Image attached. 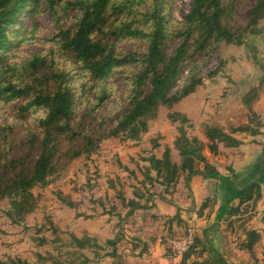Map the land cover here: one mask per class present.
<instances>
[{
  "label": "trees",
  "instance_id": "obj_1",
  "mask_svg": "<svg viewBox=\"0 0 264 264\" xmlns=\"http://www.w3.org/2000/svg\"><path fill=\"white\" fill-rule=\"evenodd\" d=\"M171 1L0 0V200L9 201L8 217L30 213L35 201L33 188L46 186L66 162L94 152L105 136V124L115 123L110 130L113 138L137 140V133L147 131V122L156 117L159 106L171 107L200 84L192 76L182 87L177 86L179 72L194 56L201 53L209 57L221 43L243 45L246 37L260 33L256 27L264 20V0H255L245 27L230 22L235 0H191L182 21L171 18ZM40 9L51 13L56 28L43 39L40 52L23 56L18 46L35 40L38 30L35 24L27 27L21 23L20 16L27 14L32 21ZM124 41L132 44L128 52L121 47ZM262 69L258 86L242 97L245 122L228 130L202 124L211 154L217 155L220 145L238 147L241 141L235 134L253 137L262 133L263 125L252 108L264 88V66ZM113 74L124 82L125 90L118 99L110 80ZM176 117L187 122L180 114L170 116L172 120ZM179 132L174 147L180 162L171 159L169 147L160 157L145 159L149 164L143 173L142 191L135 194L137 198H120L125 209L120 223L132 226L136 212L153 207L154 194L146 182L158 183L163 193H170L182 174L185 187L194 176L208 181L209 195L199 211L216 204L215 221L225 219L231 224L243 207L250 204L255 208L264 199V149L246 176L237 177L232 170L230 175H222L203 155L204 145L186 136L181 127ZM157 198L164 200L162 194ZM172 221L179 227L187 226L177 214L165 223ZM167 229L173 231L170 226ZM186 231L170 235L169 253L171 241L182 238ZM206 234L194 237L180 264H187L191 256L189 264H245L230 261ZM258 234L253 229L247 231L240 248L253 255ZM71 241L78 251L89 241L96 243L88 236L72 235ZM131 241L133 244L135 239ZM105 243L111 250L104 255L112 258V264H122L118 245L129 243L122 227ZM46 257L54 264L72 263L51 254ZM89 261L82 255L79 264ZM0 264L31 263L9 257Z\"/></svg>",
  "mask_w": 264,
  "mask_h": 264
},
{
  "label": "rangeland",
  "instance_id": "obj_2",
  "mask_svg": "<svg viewBox=\"0 0 264 264\" xmlns=\"http://www.w3.org/2000/svg\"><path fill=\"white\" fill-rule=\"evenodd\" d=\"M254 3L255 0H235L230 12L231 24L245 27ZM190 5L191 0H172L168 12L173 20L182 21ZM20 22L28 25L27 27H30V23L35 24L38 30L35 40L24 41L18 46L17 51L23 56L40 52L44 48L43 39L52 35L56 28L51 13L44 9H40L32 21L27 14L21 15ZM256 30L260 33L246 37L243 45L221 43L209 57L201 53L194 56L179 72L177 86L182 87L192 76L199 79L200 84L195 87L193 93L171 107L159 106L156 117L147 122V131L137 133V140L113 138L110 136V130L115 123L105 124V136L94 152L66 162L49 179L46 186L33 188L35 201L30 213L20 217L13 214L10 218L6 214V210L10 209L9 201L0 200V260L17 257L31 264H54L46 259L47 254H51L62 262L69 260L71 264H79L83 255L90 258L91 263L89 261L82 264H112V258L104 255L106 250H111L110 246H105V241L116 236L119 228L122 227L124 234H143L145 230L155 234V226L162 224L158 215L151 216V212L158 211L159 204H164L167 200L178 202L182 208L190 206V191L181 186L184 174L170 193H163V187L158 183L146 182L147 188L154 194L151 203L156 208L136 212L134 221L136 218L137 222L141 221L143 228L149 221L150 229L145 227L138 233L137 230H132L137 223L131 228L128 227L129 223H120V216L122 217L125 211L120 198H134L137 192L142 191L143 173L149 164L145 159L150 155L160 157L164 149L169 147L171 159L180 162L174 147L180 127L186 136L204 145L202 124H217L228 130L230 126H237L247 120V110L242 104V97L251 87L258 86L263 76L264 20L257 25ZM121 47L128 52L132 44L124 41ZM110 80L114 84L118 99L125 90L124 82L115 74ZM252 108L263 125L262 133L253 137L235 134L242 143L241 150L245 154L247 152L248 161L236 163V153L223 152L224 158L220 155L221 157L212 159L213 166L222 174L230 175L232 170L237 177L246 176L255 161L252 149L264 148V88L259 91L258 100ZM171 114H180L187 122H182L179 117L172 120ZM248 119L250 121V115ZM251 124L256 126L255 122ZM205 149L207 150V147L204 145L203 150ZM196 165L201 166L200 163ZM157 194H162L164 200L157 198ZM195 198L198 204L195 208H200L199 204L205 197L195 195ZM215 206L217 205H207L201 210L207 214V219L213 216ZM254 217L256 209L251 208L249 204L235 215L233 220L236 221L233 223L229 224L228 220L222 219L218 226H210L208 234L212 236L214 246L221 247L225 244L228 248H233V245L240 241V237L234 240L233 234H247L246 225ZM187 228L195 232L192 225H182L179 230L167 231L166 234L182 233ZM72 235L78 238L88 236L95 239L97 244L89 241L86 247L78 251L71 241ZM39 242L43 243L38 245ZM123 246L124 243L119 244L118 250ZM95 252L97 255H94ZM259 252V248H256L253 255L232 251L228 259L245 264H264V255H258ZM37 254L44 259L40 260Z\"/></svg>",
  "mask_w": 264,
  "mask_h": 264
},
{
  "label": "crops",
  "instance_id": "obj_3",
  "mask_svg": "<svg viewBox=\"0 0 264 264\" xmlns=\"http://www.w3.org/2000/svg\"><path fill=\"white\" fill-rule=\"evenodd\" d=\"M203 139L205 143L204 145L206 146L207 142L204 136ZM241 145L242 143L238 147H233V148H224L222 146L221 147L219 146V152L217 155L211 154L208 149L203 150L202 153L206 157L207 161L212 165H214L212 160L214 159V157L222 156V158H224L223 152L227 153V151L228 152L230 151L229 153L231 154L234 153L237 154L236 163L243 161L246 163L248 161L247 152L246 154L243 153V151L240 148ZM254 149L256 150L252 149V151H254L255 161L251 164V167L253 166V164L257 162L258 158L262 155V151H263L262 148H254ZM216 170L220 174H222V172H220V170L217 167ZM181 186L185 187L184 176L182 177ZM187 188L189 189L191 194L190 206L188 207L185 206L182 208V206H180L178 202L173 203L165 200L164 204L162 203L158 205V211L156 210V212H151V214L158 215V220L162 224V226H155V229L157 231L155 234H153V232L149 230H145L143 234H125V240L129 241V243H126L125 246H123L120 250L122 264H180L183 255L176 256L171 252L169 253L168 251L169 242H170L169 236L171 234H166L168 231L167 228H169V226L173 231L179 230L180 227L177 225L176 221H172L170 225L168 222L165 223L167 219H171L176 214L179 216V218L183 219L186 222L187 226L192 225L194 227L195 229V232L193 233L194 237L202 238L203 234L207 232L206 234L207 237L212 239V236L208 234L210 226L211 227L218 226L220 223H222V219L220 221H215V214L218 206L214 207L212 214L213 216L210 219L206 218L207 214H205L204 211L201 212L199 211V208H195V205H198L196 200L197 198H195V195L198 197L199 196L206 197L207 195H209L208 181L203 180L200 176H194L192 177L189 187ZM152 208L155 209L156 207L153 206ZM254 209H256V217H254L253 220H251L250 223L246 225V230L249 231L250 229H253L259 232L258 238L253 241L252 248H253V252H255L256 248H259L260 252L258 255L262 256V254L264 253V199L259 200L257 202V207ZM136 219H135L136 221L135 223L137 224H135L134 227L132 228L133 232L137 230L138 233H141V231L144 230L145 227L147 229H150L149 221L146 222L143 228L141 226V221L137 222L138 220ZM163 224H165V226H163ZM128 227L131 228L132 226H128ZM246 235L247 234H233L234 240L240 237L239 243L234 244L233 248H228V246H225V244H223L221 247H217V246L215 247L219 250V252L223 253L227 257L228 255H230L232 251L233 253L235 252L249 253L248 250L240 248V244L244 243V239L246 238ZM131 239H135L133 244ZM191 259H193V256H191L190 260L187 261V264L190 263Z\"/></svg>",
  "mask_w": 264,
  "mask_h": 264
},
{
  "label": "built area",
  "instance_id": "obj_4",
  "mask_svg": "<svg viewBox=\"0 0 264 264\" xmlns=\"http://www.w3.org/2000/svg\"><path fill=\"white\" fill-rule=\"evenodd\" d=\"M194 236L191 228H188L182 238L171 241L172 253L176 256L183 255L193 244Z\"/></svg>",
  "mask_w": 264,
  "mask_h": 264
}]
</instances>
